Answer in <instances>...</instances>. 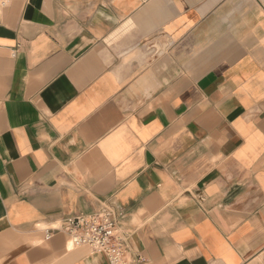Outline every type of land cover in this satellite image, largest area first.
I'll list each match as a JSON object with an SVG mask.
<instances>
[{"label": "crops", "instance_id": "crops-1", "mask_svg": "<svg viewBox=\"0 0 264 264\" xmlns=\"http://www.w3.org/2000/svg\"><path fill=\"white\" fill-rule=\"evenodd\" d=\"M104 207L134 264H264V0H0V264H109L46 238Z\"/></svg>", "mask_w": 264, "mask_h": 264}, {"label": "built area", "instance_id": "built-area-1", "mask_svg": "<svg viewBox=\"0 0 264 264\" xmlns=\"http://www.w3.org/2000/svg\"><path fill=\"white\" fill-rule=\"evenodd\" d=\"M55 233L67 235L77 248H87L103 255L109 264H134L128 234L122 229L118 216L109 207L92 214H75L62 220L60 226L47 230V239Z\"/></svg>", "mask_w": 264, "mask_h": 264}]
</instances>
